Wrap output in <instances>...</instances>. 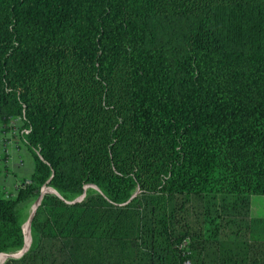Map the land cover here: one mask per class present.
Instances as JSON below:
<instances>
[{"label":"trees","instance_id":"1","mask_svg":"<svg viewBox=\"0 0 264 264\" xmlns=\"http://www.w3.org/2000/svg\"><path fill=\"white\" fill-rule=\"evenodd\" d=\"M13 131L34 168L0 196V261L18 204L56 195L5 264H264V0H0Z\"/></svg>","mask_w":264,"mask_h":264},{"label":"crops","instance_id":"2","mask_svg":"<svg viewBox=\"0 0 264 264\" xmlns=\"http://www.w3.org/2000/svg\"><path fill=\"white\" fill-rule=\"evenodd\" d=\"M23 148L27 147L20 144L18 138L11 137L9 133L3 134L0 132V165L3 167V170H0V187L2 195L7 196L12 194L15 191V185L19 181L28 180L30 178L20 174L23 163L27 161L26 153ZM29 163H31L32 168H34L33 158H31ZM10 177H12L14 181L10 180ZM253 200L251 202V216L255 218H264V200L262 199L260 202H256L255 205Z\"/></svg>","mask_w":264,"mask_h":264},{"label":"rangeland","instance_id":"3","mask_svg":"<svg viewBox=\"0 0 264 264\" xmlns=\"http://www.w3.org/2000/svg\"><path fill=\"white\" fill-rule=\"evenodd\" d=\"M20 144H22V142ZM23 150L26 153L27 161L25 163H23V166H22V168L20 170V174H22L25 177L29 178L30 175H31V173H32V171H33L32 164L29 163V161L32 158V155L27 150V148H23ZM0 170L1 171L3 170V167L1 165H0ZM10 180L14 181V179L12 177H10ZM19 182H21V181H19ZM43 190H46L47 193H43ZM95 191H96V188H94L92 186L85 187L83 194L81 196L75 198L72 201V203L75 202V201H79L88 192H95ZM12 194L15 196L14 192ZM47 194H55L56 195V192L51 187H48L47 185H43V186H41L39 188V190H38L37 193L33 194L32 196L26 197L23 202H21V203L18 204L17 210H18V215L20 217V223H21L22 229L26 225V223L28 222V225H29V233H28V235H26V238L24 240L25 243L23 244V246L20 249L11 250L9 252L3 253V254H6L7 256H9V257H7L5 259V261L3 262V264H5L9 260L21 258L26 252L29 251V249L31 247V243H32L31 230H30V217H31V214H32V210L34 208L35 203L39 200V198L42 195H47ZM1 195L2 194H1V187H0V196ZM262 199L264 200V197H261V196L255 197L254 200H253L254 205L256 204V202H260ZM27 240H29V246H28L27 250L24 251L22 254H20V256H17V253L16 252H19V251L23 250L24 248H26V246H27ZM13 256H15V257H13Z\"/></svg>","mask_w":264,"mask_h":264},{"label":"built area","instance_id":"4","mask_svg":"<svg viewBox=\"0 0 264 264\" xmlns=\"http://www.w3.org/2000/svg\"><path fill=\"white\" fill-rule=\"evenodd\" d=\"M27 133H28V130H26V129L20 131V135L27 134ZM9 135H11V136H15L16 135L15 138H19L18 137L19 135H17V132L16 131L10 132ZM21 141H22V144L25 145V141L24 140H21ZM30 184H31V182L29 180L24 181L23 184H22V182H18L15 185V188H17V189H19V188H25V186L30 185ZM182 264H194V263L192 261H190L189 259H186V260H184L182 262Z\"/></svg>","mask_w":264,"mask_h":264},{"label":"bare ground","instance_id":"5","mask_svg":"<svg viewBox=\"0 0 264 264\" xmlns=\"http://www.w3.org/2000/svg\"><path fill=\"white\" fill-rule=\"evenodd\" d=\"M43 193H47L46 190H43ZM23 232H24V235H25V238H26V235H28L29 233V225H28V222L26 223V225L23 227ZM29 246V240H27V246L26 248H24L23 250L19 251V252H16L17 253V256H20V254H22L24 251L27 250ZM9 257L7 256L6 254H4L1 258V261H0V264H3V262L5 261V259Z\"/></svg>","mask_w":264,"mask_h":264},{"label":"water","instance_id":"6","mask_svg":"<svg viewBox=\"0 0 264 264\" xmlns=\"http://www.w3.org/2000/svg\"><path fill=\"white\" fill-rule=\"evenodd\" d=\"M43 196H44V195H42V196L39 198V200L35 203L34 208H33V210H32L31 217H30V222H31V219H32V217H33V215H34V213H35L37 207L40 205ZM81 199H82V198H81ZM81 199H80V200H81ZM80 200H79V201H80ZM79 201H75V202H73V203H77V202H79ZM23 234H24V233H23ZM24 240H25V237H24Z\"/></svg>","mask_w":264,"mask_h":264}]
</instances>
